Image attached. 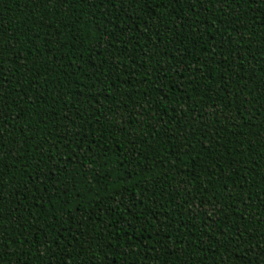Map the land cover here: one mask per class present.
I'll use <instances>...</instances> for the list:
<instances>
[{
  "label": "trees",
  "instance_id": "1",
  "mask_svg": "<svg viewBox=\"0 0 264 264\" xmlns=\"http://www.w3.org/2000/svg\"><path fill=\"white\" fill-rule=\"evenodd\" d=\"M0 264H264V0H0Z\"/></svg>",
  "mask_w": 264,
  "mask_h": 264
}]
</instances>
